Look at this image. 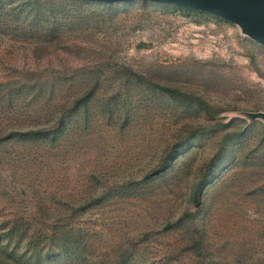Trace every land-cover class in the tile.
I'll use <instances>...</instances> for the list:
<instances>
[{"label":"rangeland","instance_id":"374dc122","mask_svg":"<svg viewBox=\"0 0 264 264\" xmlns=\"http://www.w3.org/2000/svg\"><path fill=\"white\" fill-rule=\"evenodd\" d=\"M176 5L0 0V264H264V42Z\"/></svg>","mask_w":264,"mask_h":264},{"label":"water","instance_id":"95a60500","mask_svg":"<svg viewBox=\"0 0 264 264\" xmlns=\"http://www.w3.org/2000/svg\"><path fill=\"white\" fill-rule=\"evenodd\" d=\"M115 2L120 0H99ZM184 4L230 18L244 25L246 31L264 42V0H157Z\"/></svg>","mask_w":264,"mask_h":264},{"label":"trees","instance_id":"16d2710c","mask_svg":"<svg viewBox=\"0 0 264 264\" xmlns=\"http://www.w3.org/2000/svg\"><path fill=\"white\" fill-rule=\"evenodd\" d=\"M180 5H176V6H180ZM184 6H186V8L190 7L188 5H184ZM133 74H135L137 76H140L139 73H134L133 72ZM76 100L79 101V98H76ZM59 120L61 122L62 117L61 118L59 117ZM196 197H198V196H196ZM85 202H87V199H85V200H83L81 202H78V203H73V209H76V208L84 209L85 208ZM190 215H192L191 212H190ZM2 247L4 248V250L2 252H4L7 255V257L5 259H3L2 261H6L7 258H11L13 261L20 260V259H18L19 255L14 256V252L16 253L15 247H10V245L8 243H4ZM61 248H63V247L62 246H56L55 243L53 242V243H50V244L48 243L45 248H43V246H41L40 244H37L34 247V250H35V253L37 254L36 256L41 254V255H45L47 259H54V261L52 263H48V264H57V261H55V259H57L59 257V255L61 254V251H60ZM0 256H2V253H0ZM14 257H18V258H14ZM29 259H30V257H26L22 261L26 262ZM33 264H41V262L39 261L38 258H36V261Z\"/></svg>","mask_w":264,"mask_h":264}]
</instances>
